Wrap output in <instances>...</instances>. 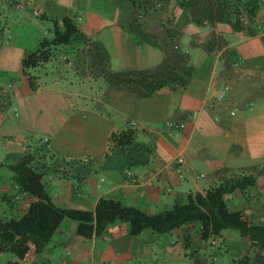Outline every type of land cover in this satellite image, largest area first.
I'll return each instance as SVG.
<instances>
[{"label":"crops","instance_id":"crops-1","mask_svg":"<svg viewBox=\"0 0 264 264\" xmlns=\"http://www.w3.org/2000/svg\"><path fill=\"white\" fill-rule=\"evenodd\" d=\"M75 1L53 10L76 22L72 13L77 8L84 16L77 26L86 42L60 47L49 63L32 70L36 90L22 71L27 49L17 58V47L2 49L0 44V72L17 65L15 70L21 69L28 81L22 91L9 83L13 91L0 78V204L8 205V220H20L34 201L18 192L9 168L32 155L60 208L94 211L101 198H108L154 214L184 204L191 193L253 177L254 186L234 191L226 200L248 221L264 224V96H258L255 82L243 79L264 75V9L259 32L249 35L228 24L197 26L176 1L154 5V13L142 18L125 0ZM138 18L140 33L157 39H163L166 27L173 29L175 46L162 49L129 32L126 26ZM215 35L222 45L203 48ZM176 56L188 61L185 86L147 98L110 87L103 74L160 70ZM225 87L230 90L219 101ZM168 123L185 127L169 129ZM127 130L135 132L133 145L115 153L112 134ZM77 225L68 220L60 225L45 250L50 256H37L32 242L24 239L18 253L4 252L15 255L7 263L172 264L184 256L189 264H209L205 252L218 245L219 252L224 248L231 256L227 264L244 259L264 264V251L256 243L225 231L208 241L200 231L193 250L191 225L163 236L148 230L132 235L129 224L117 222L92 239L78 236ZM236 241L238 247L230 244ZM62 247L65 263L52 255ZM217 256L215 251L211 259Z\"/></svg>","mask_w":264,"mask_h":264},{"label":"trees","instance_id":"trees-1","mask_svg":"<svg viewBox=\"0 0 264 264\" xmlns=\"http://www.w3.org/2000/svg\"><path fill=\"white\" fill-rule=\"evenodd\" d=\"M125 1L132 6L133 13L137 17L141 16V11L148 10L144 5L145 1L142 5L137 0ZM171 1H176L197 26H203L206 22L209 26L228 24L233 31L245 32L249 35L259 32L256 25L261 22L260 16L264 9V0H216L214 3H206L202 6L199 0H160L159 5L163 6ZM138 21L139 18L133 20L126 28L129 32L137 33L142 41L160 46L162 49L175 46L178 35L173 29L166 27L163 39H157L140 33L142 23ZM76 41L84 43L86 38L73 18L65 16L61 20L54 21L52 39L41 40L37 48L28 53L22 63L23 75L28 77L33 91L36 90V83L30 72L49 63L60 47ZM222 41L221 37L215 35L203 48L211 51L215 46L220 47ZM102 58L100 59L104 62L106 58ZM187 63L185 56H176L174 61L166 62L160 70L103 74L110 87L128 91L138 98H147L164 88H172L174 85L185 86L188 81ZM257 94L264 96L259 89ZM134 141L133 130L112 134L110 139L115 153L123 152L126 147L133 145ZM34 162V156L26 155L16 164L9 166L18 192L34 201L20 220L0 219V253H18L23 240L28 239L33 244L35 254L40 256L47 249L60 225L66 220L78 224L76 233L84 239L102 236L110 225L117 222L129 224L132 235L146 230L155 235H165L182 227L200 223L203 241L218 238L224 231L233 230L237 231L241 238L250 240L252 244L256 243L257 247L264 251V224L248 221L243 212L232 210L226 200L228 194L237 190L245 191L254 186L253 177L230 179L205 193H191L187 196L186 203L176 204L172 209L161 214L144 213L108 198H101L95 210L88 211L60 208L55 205L46 190L44 173L35 166ZM241 264H250L249 259L242 260Z\"/></svg>","mask_w":264,"mask_h":264},{"label":"rangeland","instance_id":"rangeland-1","mask_svg":"<svg viewBox=\"0 0 264 264\" xmlns=\"http://www.w3.org/2000/svg\"><path fill=\"white\" fill-rule=\"evenodd\" d=\"M68 1L71 2L72 0H0V44L2 45V49L5 47L9 48L10 46L17 47L18 51L16 52V57L18 58L20 57V50L26 48L27 50L24 54V58H26L28 53H30L31 51L37 48L41 40L52 39L53 31H54V21L61 20V17L59 16L61 10L59 11V9L57 8L56 11H54L53 7L56 8L65 3L67 4ZM76 1H80V0H76ZM137 1L139 2L140 5H142L145 1L146 4L144 5H146L145 7L148 8L147 11L143 10L140 12L141 16H138L139 18L146 17V15H150L151 12L154 13L153 6L159 5L160 3V0H148V1L137 0ZM199 1L202 6V5H206V3L207 4L214 3L216 0H199ZM147 2H149L150 4ZM19 5H22L23 9L18 8ZM65 11L66 13H71L69 9L68 11L67 10ZM72 15L73 17H75L77 24L79 25L83 24L84 16H82V14L79 13L77 8L74 10V14L72 13ZM15 66L11 64L10 72L1 71L0 78L3 81L8 82L6 84L7 89H9L8 85L10 83L12 86L18 85V87H20V89L18 90L22 91L24 90L25 86H27L28 81L24 77H21V69L15 70L16 68ZM90 66L93 65L90 64ZM235 78H237V76H235L234 79ZM243 79L249 80L251 82L252 81L255 82L258 86L257 90L259 89L261 93H264V75L254 76V77L251 76L243 77ZM9 90L14 91V88ZM42 154L43 153H41V156ZM9 157L10 156L6 158L8 159ZM0 158H2L1 151H0ZM69 191L70 189L68 188L67 192ZM72 191L75 192L73 188ZM186 201L187 200H185L184 203H186ZM172 207L173 206H170L166 209L159 210L154 214L165 213L170 209H172ZM7 213H8V205L6 203L0 204V219H2L3 221H9L7 217ZM200 228H201L200 223H194L191 225V228L189 230V235L192 238L191 246L193 247V250L196 246V240H197L196 238H199L198 235L201 231ZM225 232L228 234H236L239 238H241L240 234L237 231L227 230ZM157 236H163V235H157ZM227 237L228 236H226V238ZM183 242L185 244V239L183 240ZM230 244L231 245L236 244L237 247L239 245L237 241ZM217 246H213V248H211L210 251H208L207 253L205 252L206 259H208L207 261L209 262V264H227L231 257L230 254L227 253L224 248H221V251L219 252L216 248ZM186 250L190 251L189 249ZM215 251L217 252L218 256L216 257V259H211V255ZM44 254L50 256L49 251H46ZM52 255L57 261L62 260L63 263H65L66 259L68 258L67 251L64 247L59 248L56 252L52 251ZM199 256L203 257L204 256L203 252H201ZM10 257H15V255L8 253L0 254V264H8L7 259ZM172 264H189V262L183 256V260L181 262H172Z\"/></svg>","mask_w":264,"mask_h":264},{"label":"built area","instance_id":"built-area-1","mask_svg":"<svg viewBox=\"0 0 264 264\" xmlns=\"http://www.w3.org/2000/svg\"><path fill=\"white\" fill-rule=\"evenodd\" d=\"M229 90H230L229 87H225V88L219 93V95H218V100H219V101H222V100L225 98V96H226V94L228 93ZM232 115H234V113H232ZM167 126H168L169 129H173V128L183 129V128L185 127L184 124H180V125H176V126H175V125L172 124V123H168Z\"/></svg>","mask_w":264,"mask_h":264}]
</instances>
